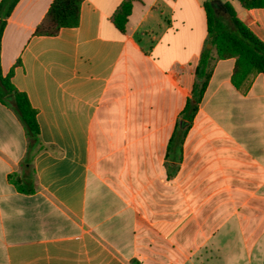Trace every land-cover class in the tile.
I'll list each match as a JSON object with an SVG mask.
<instances>
[{
	"label": "crops",
	"instance_id": "0c3cea01",
	"mask_svg": "<svg viewBox=\"0 0 264 264\" xmlns=\"http://www.w3.org/2000/svg\"><path fill=\"white\" fill-rule=\"evenodd\" d=\"M205 1L136 0L122 32L124 0H83L79 26L53 37L35 35L53 0L18 2L1 68L44 149L35 192H19L27 133L0 104V264H264V75L243 95L235 59L219 60L178 126L208 49ZM220 1L264 43V9Z\"/></svg>",
	"mask_w": 264,
	"mask_h": 264
},
{
	"label": "trees",
	"instance_id": "16d2710c",
	"mask_svg": "<svg viewBox=\"0 0 264 264\" xmlns=\"http://www.w3.org/2000/svg\"><path fill=\"white\" fill-rule=\"evenodd\" d=\"M20 0H2L0 3V104L11 108L25 127L28 139L27 155L21 165L22 172L9 176L19 192H35L32 160L35 151L44 149L40 139L37 111L32 107L27 95L20 92L13 84V69L4 75L1 68V40L7 19ZM124 0L113 17L117 28L124 32L125 24L132 12L133 2ZM206 0L204 9L207 18L208 44L211 49H204L195 69L193 90L187 94V104L179 119V128L188 129L198 111V106L207 89L215 64L219 60L235 59L231 82L235 89L245 95L255 79L264 75V43L242 22L230 3H223L226 12L221 19L215 2ZM246 10L264 9V0H238ZM83 0H53L46 16L35 31L38 36H57L64 28H75L80 23ZM131 264H141L133 260Z\"/></svg>",
	"mask_w": 264,
	"mask_h": 264
},
{
	"label": "water",
	"instance_id": "95a60500",
	"mask_svg": "<svg viewBox=\"0 0 264 264\" xmlns=\"http://www.w3.org/2000/svg\"><path fill=\"white\" fill-rule=\"evenodd\" d=\"M215 4H216V6H217L218 8H220L222 11L226 12V9L224 8L223 3H222L221 1H217V2H215ZM207 48H208V49H211L212 46H211L210 44H208V45H207Z\"/></svg>",
	"mask_w": 264,
	"mask_h": 264
},
{
	"label": "rangeland",
	"instance_id": "374dc122",
	"mask_svg": "<svg viewBox=\"0 0 264 264\" xmlns=\"http://www.w3.org/2000/svg\"><path fill=\"white\" fill-rule=\"evenodd\" d=\"M222 1L227 2V1H230V0H222ZM218 13H219L220 16H222L221 19L226 22V18L224 17L225 12L222 11L220 8H218Z\"/></svg>",
	"mask_w": 264,
	"mask_h": 264
}]
</instances>
